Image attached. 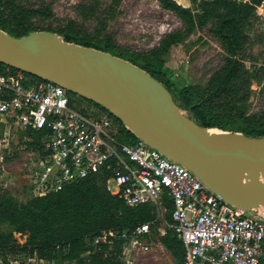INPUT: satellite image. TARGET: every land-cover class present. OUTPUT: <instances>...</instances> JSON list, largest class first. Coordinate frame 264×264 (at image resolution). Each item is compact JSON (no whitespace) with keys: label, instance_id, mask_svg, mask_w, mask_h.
<instances>
[{"label":"built area","instance_id":"obj_1","mask_svg":"<svg viewBox=\"0 0 264 264\" xmlns=\"http://www.w3.org/2000/svg\"><path fill=\"white\" fill-rule=\"evenodd\" d=\"M77 103L52 81L0 67V116L14 128L42 132L40 148L32 150L24 166L30 197L99 175L129 207L171 201L167 225L182 242L184 264H264L263 206L245 210L227 203L191 170L144 140L135 135L123 140L112 114L100 108L83 111ZM160 217L127 230L102 231L90 245L95 250L106 244L111 250L121 240L120 257L126 263L133 253L163 247L165 226L159 225V237L152 238L151 224ZM24 264L36 263L28 258Z\"/></svg>","mask_w":264,"mask_h":264},{"label":"trees","instance_id":"obj_2","mask_svg":"<svg viewBox=\"0 0 264 264\" xmlns=\"http://www.w3.org/2000/svg\"><path fill=\"white\" fill-rule=\"evenodd\" d=\"M158 2L164 9L173 12L188 28H193L196 20L202 24L205 18L213 15L216 20L210 31L221 41L226 56L222 66L211 76L207 93L197 99L187 89L174 90L172 81L167 77L161 78L158 69L140 68L166 87L176 106L184 111L187 117L205 128H224V122L220 120L224 115L221 102L232 97H240V100L247 98L250 72L238 56L243 47V23L252 8L248 4L240 6L237 0H207L200 5V12L194 13L175 0ZM4 4L11 12L10 18L16 37L33 31L29 21L30 15H52L48 10H27L12 2ZM219 8H222V12H218ZM0 28L4 30L3 27ZM56 34L64 41L108 52L132 63L137 59L147 60L150 57L159 62L167 48L176 41L173 34H167L149 54L141 57L117 54L107 41L91 42L84 36L72 33L68 28L60 29ZM0 67L5 65L0 63ZM10 70L14 71L15 68L10 67ZM24 74L36 78L31 74ZM99 108L108 113L105 108ZM113 117L121 132L126 133L128 140L125 141L135 139L134 134ZM24 132L34 136L31 144L40 148L42 132L29 129ZM240 132L249 137H264V114L257 116L254 123L241 127ZM163 202L169 207V221L171 201L164 199ZM154 208L150 204L127 206L121 198L106 189L104 179L99 175L82 178L60 190L34 196L25 201L0 194V222L10 226L7 232H0V256L4 262H7L9 256L23 253L24 256H36L52 261L53 264H125L120 257L121 240H116L111 250L106 244H99L93 250L94 247L90 245L91 237L102 231L127 230L143 222H152L156 216ZM153 227L154 224H151V228ZM14 232L25 234V241L18 242ZM161 240L177 264H183V245L173 230L168 228ZM87 250L91 251L85 256Z\"/></svg>","mask_w":264,"mask_h":264},{"label":"rangeland","instance_id":"obj_3","mask_svg":"<svg viewBox=\"0 0 264 264\" xmlns=\"http://www.w3.org/2000/svg\"><path fill=\"white\" fill-rule=\"evenodd\" d=\"M175 1L195 13L200 12V5L207 0ZM6 2L27 10L51 12V16L30 15L33 31L57 33L60 29L68 28L91 42L107 41L117 54L143 57L165 35L173 34L176 41L160 57L161 61L150 57L131 63L138 67L158 69L161 78L167 77L172 81L174 90L187 89L195 99L207 93L211 76L219 70L226 56L221 41L210 31L216 20L213 15L205 18L202 24L196 20V25L188 28L173 12L164 9L158 0H1L0 27L15 36L11 12L4 4ZM237 2L240 6L248 4L252 8L243 23V47L238 56L250 72L249 88L245 100L232 97L221 102L224 115L220 120L224 122V128H209L213 131L241 133V127L254 123L257 116L264 114V0ZM218 12H222V8ZM70 97L78 102L83 111L99 109L98 104L76 94L70 93ZM7 123L0 121V194L25 201L32 195L30 190L27 191L25 164H29L35 148L31 144L35 137ZM123 140H128L125 132ZM168 208L162 201L154 208L155 214L160 213L161 217L154 223L152 238L159 237V225L169 228ZM9 228V224L0 222V232H7ZM13 234L18 242L25 241V234ZM127 258L125 264H177L165 245L161 249L153 246L151 252L133 253ZM25 261L27 258L23 253L9 256L7 262L0 256V264H23Z\"/></svg>","mask_w":264,"mask_h":264},{"label":"water","instance_id":"obj_4","mask_svg":"<svg viewBox=\"0 0 264 264\" xmlns=\"http://www.w3.org/2000/svg\"><path fill=\"white\" fill-rule=\"evenodd\" d=\"M0 63L105 108L227 203L245 210L264 207V137L200 126L142 68L108 52L64 41L48 30L16 37L0 29Z\"/></svg>","mask_w":264,"mask_h":264},{"label":"crops","instance_id":"obj_5","mask_svg":"<svg viewBox=\"0 0 264 264\" xmlns=\"http://www.w3.org/2000/svg\"><path fill=\"white\" fill-rule=\"evenodd\" d=\"M0 121H4V122H5L6 120H5V118H3V117L0 116ZM163 246H164V245H163ZM155 248H157V247H155ZM162 248H163V247H162ZM160 249H161V248H160ZM25 257H26L27 259H28V258H32V259L35 261L36 264H53L52 261H47V260H45V259H39V258H37L36 256H25ZM36 259H37V260H36ZM38 259H39V260H38ZM25 262H26V261H25ZM25 262H24V263H25ZM24 263H23V264H24Z\"/></svg>","mask_w":264,"mask_h":264},{"label":"bare ground","instance_id":"obj_6","mask_svg":"<svg viewBox=\"0 0 264 264\" xmlns=\"http://www.w3.org/2000/svg\"><path fill=\"white\" fill-rule=\"evenodd\" d=\"M213 131V130H212Z\"/></svg>","mask_w":264,"mask_h":264}]
</instances>
